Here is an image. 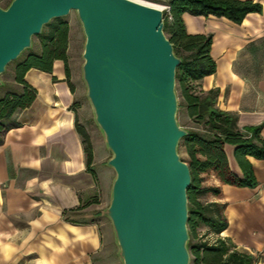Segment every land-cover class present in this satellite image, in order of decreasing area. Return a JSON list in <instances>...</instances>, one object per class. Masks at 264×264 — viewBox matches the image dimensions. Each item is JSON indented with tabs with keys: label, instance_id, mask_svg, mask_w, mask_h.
Segmentation results:
<instances>
[{
	"label": "crops",
	"instance_id": "obj_1",
	"mask_svg": "<svg viewBox=\"0 0 264 264\" xmlns=\"http://www.w3.org/2000/svg\"><path fill=\"white\" fill-rule=\"evenodd\" d=\"M252 1L260 3L262 11L248 13L239 24L213 15L184 13L182 18L189 34L212 35L216 70L203 77L201 88L216 89V106L235 114L240 128L261 126L264 137V0ZM68 24L74 91L63 61L55 60L51 73L30 68L24 80L35 88L36 97L13 115L19 126L0 142V264H100L98 257L112 235L98 209L102 188L87 170L75 127L77 122L94 137L75 105L79 88L69 55L74 24ZM233 150V145H225L231 171L241 176ZM247 159L257 184L220 185L216 199L224 204L227 227L219 237L250 254L252 264H264V160ZM94 198L98 202H92Z\"/></svg>",
	"mask_w": 264,
	"mask_h": 264
},
{
	"label": "water",
	"instance_id": "obj_2",
	"mask_svg": "<svg viewBox=\"0 0 264 264\" xmlns=\"http://www.w3.org/2000/svg\"><path fill=\"white\" fill-rule=\"evenodd\" d=\"M166 6V5H164ZM76 13L81 77L115 177L104 209L122 264H190L188 130L178 121L176 68L164 10L136 0H11L0 5V87L7 66L56 18Z\"/></svg>",
	"mask_w": 264,
	"mask_h": 264
},
{
	"label": "trees",
	"instance_id": "obj_3",
	"mask_svg": "<svg viewBox=\"0 0 264 264\" xmlns=\"http://www.w3.org/2000/svg\"><path fill=\"white\" fill-rule=\"evenodd\" d=\"M11 0H9L10 2ZM8 2V4H9ZM7 4V5H8ZM164 28L166 37L173 45L175 54L181 58L176 68V85L181 100L178 112L194 119L201 127L187 128L188 133L179 143L190 170L191 183L187 189L189 232V252L192 264H252L250 254L238 251L227 239L219 237L227 227L223 213L224 204L217 201L221 194L220 185L229 184L240 187H254L257 184L248 156L264 160V137L260 135L261 126L237 125V116L216 106L218 91L203 90L200 81L213 74L216 62L211 56V34H189L182 15L225 17L234 23H241L251 12L260 13L262 6L252 0H167L164 3ZM39 37V51H32L17 62L14 68V81L19 91H7L0 97V142L5 133L19 126L13 115L29 107L36 97V90L24 80L30 68L51 73L55 60L63 61L69 86L70 69L67 57L69 24L63 18L48 23ZM5 86V83L1 85ZM77 106V102H75ZM76 130L81 136L87 170L97 180L93 167V150L86 129L76 122ZM186 128V127H185ZM234 146L233 155L241 170L239 176L231 171L225 153V145ZM208 178L211 182H208ZM208 196L207 201L202 197ZM98 202L96 198L94 201ZM82 206L76 208L80 209ZM205 228V234L216 235L210 243L198 238V229Z\"/></svg>",
	"mask_w": 264,
	"mask_h": 264
},
{
	"label": "rangeland",
	"instance_id": "obj_4",
	"mask_svg": "<svg viewBox=\"0 0 264 264\" xmlns=\"http://www.w3.org/2000/svg\"><path fill=\"white\" fill-rule=\"evenodd\" d=\"M139 2H143L152 6H158L161 9L164 8V3L162 0H136ZM9 0H0V5L5 7L7 6ZM64 20H71L74 24V38L71 41L70 46V59L72 63V69L76 78V84L79 88L78 91V98H77V107L81 108V117L84 119V122L87 126V128L93 133L94 137H91L92 135H88L90 137V142L92 145L93 155H94V149L93 146H95V152H96V163H95V170L97 173L99 186L101 189L100 191V202L101 204L98 205V209L100 213L105 217V219L108 222V225H110L111 230L112 226L109 221V219L104 215V209L108 206L109 200H110V190H111V183L112 180L115 177V172L112 168L107 166L106 161L112 156V153L110 150H108L105 147L102 134L98 127L96 126L94 120H93V113L91 106L89 104V101L86 97V87L81 77V66L83 63V59L81 57L82 51H83V45H84V35L80 26V23L77 19L76 13L74 11H71L70 14L63 18ZM44 30L47 29V26L43 27ZM32 51H39V37L36 35L33 37V44L32 47L24 52V56L28 55ZM69 58V57H68ZM22 57H19V60H21ZM70 61V60H68ZM17 62H11L7 68L4 74H2L1 79L5 83V86L0 87V97L6 93L7 91L14 90L16 87V82L14 81V68L16 66ZM69 64V63H68ZM19 87V86H18ZM201 88V87H200ZM176 93L178 97V101L181 100L179 97V91L177 89L176 85ZM178 121L179 123L186 127V128H199L201 127L200 124H198L194 119L188 118L184 113L183 109H181L178 114ZM95 138V139H94ZM94 142V144H93ZM180 155L182 157H185V155L180 152ZM208 182H211V179L208 178ZM209 197L206 195L202 197L203 201H207ZM198 238L202 240H206L210 243L215 241L216 235L213 234H205V228H199L198 229ZM118 247L115 242L113 230L112 235L110 237V242L104 246V250L101 253V255L98 257V259H102L100 264H122L120 261V258L118 257ZM99 264V263H98ZM190 264L191 258H190Z\"/></svg>",
	"mask_w": 264,
	"mask_h": 264
},
{
	"label": "built area",
	"instance_id": "obj_5",
	"mask_svg": "<svg viewBox=\"0 0 264 264\" xmlns=\"http://www.w3.org/2000/svg\"><path fill=\"white\" fill-rule=\"evenodd\" d=\"M164 8H165L164 10H167V9H168V7H167V6H164Z\"/></svg>",
	"mask_w": 264,
	"mask_h": 264
}]
</instances>
